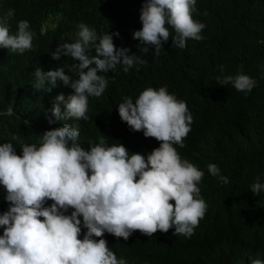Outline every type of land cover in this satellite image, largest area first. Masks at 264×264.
I'll use <instances>...</instances> for the list:
<instances>
[{"label": "trees", "instance_id": "trees-1", "mask_svg": "<svg viewBox=\"0 0 264 264\" xmlns=\"http://www.w3.org/2000/svg\"><path fill=\"white\" fill-rule=\"evenodd\" d=\"M144 2L0 0V17L12 34L21 20H27L34 33L32 48L23 54L0 48V144L11 142L16 154L22 155L24 144L39 146L45 131L70 124L79 127L78 142L85 150L104 139L108 146L122 143L129 155L141 153L146 157L160 142L122 122L119 104L124 97L135 101L147 87L166 86L169 93L187 103L193 116L184 147H174L182 159L204 172L198 187L207 203L206 215L190 238L175 236L174 228L152 237L136 231L128 240L107 232L102 238L127 264L264 261V191L259 195L251 192L257 178L264 183V0H197L193 18L206 25L203 39H188L186 47L179 48L173 44L174 29L166 25L170 38L163 43L159 56L154 55L152 45H147L149 52L140 51L143 45L133 39V32L142 29ZM9 9L15 10L11 17ZM81 22L98 35L112 34L117 48H129V55H138L147 63L136 64L127 73L117 65L115 71L106 73L105 92L98 98L89 97L88 120H58L52 115L55 98L61 94L67 98L74 90L62 81L55 87L45 82L38 90L34 71L64 68L65 74L78 79L71 68L79 61L66 56L56 60L52 53L61 43L75 41ZM117 32L119 36L114 35ZM241 71L257 81L251 92H239L231 84L221 86L217 82L218 76H235ZM60 106L63 110L64 104ZM9 107L12 115L6 114ZM209 164L218 165L229 183L212 176ZM6 195L0 184V214L9 209ZM52 203L48 200L45 206ZM72 211L69 208L65 214ZM3 231L0 227V236ZM86 232L82 227L79 238L83 239Z\"/></svg>", "mask_w": 264, "mask_h": 264}, {"label": "clouds", "instance_id": "clouds-1", "mask_svg": "<svg viewBox=\"0 0 264 264\" xmlns=\"http://www.w3.org/2000/svg\"><path fill=\"white\" fill-rule=\"evenodd\" d=\"M196 3L145 0L140 15L142 29L132 34L143 45L140 51L147 53V45H152L154 55L159 56L170 38L166 25L174 29L173 44L179 48H185L188 39L202 40L206 25L193 18ZM14 14L15 10L9 9L8 16ZM77 28L75 41L61 43L52 56L79 61L71 68L78 79L65 74L64 68L34 71L38 90L45 82L55 87L58 81L74 90L67 98L63 94L55 98L52 115L58 120H88L89 97L98 98L105 92L106 73L115 71L117 65L127 73L136 64L147 63L138 55H129V48H117L112 34L98 35L83 22ZM114 35L119 36V32ZM33 38L27 20L19 21L17 32L12 34L0 17V48L23 54L32 48ZM217 82L231 84L239 92H251L257 84L243 71L218 76ZM118 112L129 128L155 138L160 146L146 157L129 155L122 143L108 146L104 139L85 150L78 142L79 127L70 124L45 131L39 146L24 144L22 155L16 154L11 142L0 144V184L9 202V209L0 214V227L4 228L0 264H127L110 250L102 238L105 232L124 240L136 231L149 237L173 228L175 236L190 238L194 234L207 212L198 187L204 172L182 159L174 147H184L191 131L193 116L187 103L169 93L166 86L147 87L135 101L124 97ZM6 114H13L11 107ZM207 168L221 183H229L218 165ZM262 191L264 183L257 178L251 192L259 195ZM48 200L53 201L51 206H45ZM69 208L74 211L66 215ZM82 227L87 232L80 239ZM251 264L264 261L254 259Z\"/></svg>", "mask_w": 264, "mask_h": 264}, {"label": "bare ground", "instance_id": "bare-ground-1", "mask_svg": "<svg viewBox=\"0 0 264 264\" xmlns=\"http://www.w3.org/2000/svg\"><path fill=\"white\" fill-rule=\"evenodd\" d=\"M60 5H61V4H60ZM60 5H59V6H60ZM57 40H58V39H57ZM42 41H43V40H42ZM24 59H25V58H24ZM32 62H33V61H32ZM23 66H24V65H23ZM53 90H54V89H53ZM51 91H52V90H51ZM64 91H65V90H64ZM53 92H55V91H53ZM65 92H66V91H65ZM67 92H68V91H67ZM37 94H38V93H37Z\"/></svg>", "mask_w": 264, "mask_h": 264}]
</instances>
